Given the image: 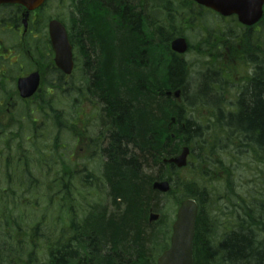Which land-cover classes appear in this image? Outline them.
Here are the masks:
<instances>
[{
  "label": "trees",
  "instance_id": "16d2710c",
  "mask_svg": "<svg viewBox=\"0 0 264 264\" xmlns=\"http://www.w3.org/2000/svg\"><path fill=\"white\" fill-rule=\"evenodd\" d=\"M129 1L132 3L74 0L69 16L72 43L78 46V39L82 40L86 83L93 84L90 93L101 105L99 114L105 129L100 135L104 141L100 148L105 157L103 179L112 205L103 203L100 197L93 201L72 197L75 186L70 184L67 190L63 184L64 195L57 205L65 212L66 226L58 229L47 224L46 217L53 214L46 193L49 184L63 186L56 175H51L59 168H53L52 160L46 172L40 171L36 162L38 176H51L52 180L38 186L26 210L14 195V175L17 171L26 174L28 154L22 157L21 149H14V136H4L8 127L1 123L0 179L4 178L0 180V264H157L160 254L169 247L172 232V224L161 215L165 199L179 205L186 198L199 203L195 264H264V202L243 198L228 206L233 209L229 224L217 239L214 231L219 230V224L204 211L206 192L196 182L195 173L179 178L176 175L188 166L180 169L164 162L180 153L184 145L194 151L192 145L201 140L203 129L186 109L197 100L210 104L205 93L213 96L209 84L213 75L202 74L192 87L186 62L170 48L167 30L185 21L180 19L182 10L162 1L166 29H162V41L156 45L155 24L141 15L139 0ZM79 7L83 10L81 23ZM249 81L237 113L219 114L217 123L239 133L243 143L253 148L258 162L264 164V69ZM178 88L182 89L180 104L167 94ZM190 88H194L193 94ZM214 105L220 108L219 103ZM59 121L62 126L63 119ZM33 122L36 125L32 119L30 130ZM199 178L203 180L204 176ZM158 179L170 180L172 190L162 194L153 189ZM91 183L100 187L94 175ZM96 187L98 196L104 195L102 188ZM38 195L45 200L43 209L35 207ZM151 210L160 212L157 221L150 222Z\"/></svg>",
  "mask_w": 264,
  "mask_h": 264
},
{
  "label": "rangeland",
  "instance_id": "374dc122",
  "mask_svg": "<svg viewBox=\"0 0 264 264\" xmlns=\"http://www.w3.org/2000/svg\"><path fill=\"white\" fill-rule=\"evenodd\" d=\"M49 1L38 11V15H42L44 18V27L37 34L34 45L42 50L49 48V44L45 41L48 38L49 20L61 17L69 26V16L74 4V0ZM208 14L211 19H209L210 22H206V25L211 28L212 34H215L216 30L223 29L226 34L235 36L242 31L233 18L220 21L211 13H207L205 16ZM162 15L163 13L158 12V16L163 17ZM154 24L155 30L166 29L162 22H154ZM171 26L173 28L167 30L168 34L173 33L170 40L175 36L185 35L193 49L186 54V59L189 61L186 63L187 74L192 87L197 84L202 74L211 69L219 70L221 67L228 69L229 64L233 65L230 72L227 73L223 69L221 75L218 74L219 76H225L227 73L225 82L229 81L228 83L236 84L246 74H248L247 81L250 80L251 68L249 69L247 66L238 67L237 63L230 62L214 53L217 51L207 46L206 40L208 38H206L204 30L198 22H177ZM247 45L248 50L252 52L251 42L248 41ZM76 56L77 60L79 59V64L73 74L67 76L65 84L56 85L55 88L45 86L41 91V98L37 97L32 101V104L29 103L26 106L22 103L18 105L14 115L20 119L24 118L22 119L24 122L29 119L27 123H24L22 131H14L16 130L14 116L9 117L11 115L5 113V111L0 120V124L3 123L4 126L6 124L8 127L5 128L6 134L4 136H14V149L20 148L23 154H28V156L22 155V157L26 156L27 159L26 174L17 171L14 175V184L17 186L14 195L17 201L27 207L26 210H28L38 186H42L43 182H51L52 180L51 176L46 175L47 178L38 176L39 171L36 162H39L40 171L46 172L48 162L50 163L52 160H54L53 168L56 166H59V168L52 171L51 175H56L61 185L66 184L67 190H69L70 184H73V187L75 186L72 190V197L79 196L83 200L86 198L92 201L96 197H100L103 203L112 205L110 197L107 195L108 186L103 179L105 157L102 156L100 148L104 147V141H102L100 135L104 134L105 129L102 127V121L100 120L101 105L90 93V87L93 84L90 81L89 84L86 83L87 75H85V69L82 67L79 46H76ZM19 60L26 66L31 63L30 59L21 56ZM45 61H49V58H45ZM247 65H251L250 61H247ZM225 87L230 88L231 86L226 85ZM189 93L193 94L194 88H190ZM205 96L208 100H214L212 95L211 97L205 93ZM176 100L180 104L182 97ZM236 104L234 98L225 101L223 97L220 107L229 112ZM186 112L202 126L203 137L192 145L194 151L191 153L188 168L184 172H179L176 176H179V178L192 177L195 173L196 182L203 186L206 192L204 211L206 210L207 214L211 216V221H216L219 224V230L217 228L214 231V236L219 239L220 234L226 231V225L229 224L227 219L233 211V209H228V206L243 198L249 200L253 198L264 202V194L262 193L264 192V164L258 162L253 148L247 147L243 143L239 133L227 125L217 123V116H219L217 106L203 100H197L196 104L186 109ZM32 118H35L36 125L33 122V129L26 132V126L31 124ZM60 118L64 121L62 126L57 123ZM9 119H12L13 122H10ZM81 136H83V139H80ZM0 137H2L1 129ZM35 145H38V147L36 148ZM29 173L33 174L34 177H31ZM92 175L95 176L96 182L100 184V187L93 186L97 189L102 188L104 195L98 196V192L90 185L93 184L91 183ZM200 175L204 176L203 180L199 178ZM3 178L4 176H1V179ZM70 178H73L74 181L71 182ZM2 182H0V186L3 185ZM22 182H25L24 186L21 185ZM30 182H33L32 189L29 186ZM58 186V182H52L49 184L50 190L46 192L50 198L49 205L53 214L48 215L45 221L50 226L60 229L62 226H66V222L64 221L65 212L59 210L57 205V200L64 195V185L62 187ZM38 193L41 192L38 191ZM182 193L183 191H181ZM165 201L166 207L161 215H165L168 223L172 224L176 218L178 206L171 199H165ZM38 202L35 207L43 209L45 200L41 199L40 195H38ZM157 213L160 214V212Z\"/></svg>",
  "mask_w": 264,
  "mask_h": 264
},
{
  "label": "flooded vegetation",
  "instance_id": "af4514ba",
  "mask_svg": "<svg viewBox=\"0 0 264 264\" xmlns=\"http://www.w3.org/2000/svg\"><path fill=\"white\" fill-rule=\"evenodd\" d=\"M162 1L163 0H140L139 6L141 7V15L147 20V22H162L163 17L158 16V12L163 13L161 10ZM166 1H168L173 7L182 10L180 19L185 20L182 21V23H199V26L206 34V38H208L206 40L207 46L214 51H217L214 53L219 54L230 62L237 63L238 67L247 66L249 69L251 68L250 77L252 79H256L260 71L264 69V12L262 18L258 22L248 26L241 23L238 16L235 14L227 16L223 15L215 11L213 8L195 0ZM130 3L132 2L128 0V4ZM135 6L136 5H134V7ZM38 11V9L34 10L29 16H27L26 8L21 5L14 3L0 4V120L3 116L2 114L4 110L7 114L14 116V126H16V130L14 131L16 132L22 131V127L26 122L22 120L24 118L20 119L14 115V112L17 111L18 105L20 103L24 106L29 103L32 104V101L37 97L41 98V91L45 86L51 88H55L56 85L61 86L66 83L68 76L55 64L54 50H52V48L42 50L40 47H35L34 45L37 34H39L44 27V18L42 15H38ZM82 11L83 10L79 7L77 12L80 23ZM207 13L213 14L220 21L233 18L242 31L235 36L226 34L223 29L216 30L215 34H212L211 28L206 25V22H210L209 19H211L209 14L206 16L210 18L205 16ZM161 33L162 29H159L154 35L156 45H159L162 41ZM172 35L173 33H170L167 37L171 38ZM179 36H184L187 39L185 35H178L174 38ZM174 38L170 40V48L171 42ZM78 40L82 67L86 70V58L82 53V40ZM247 40L250 41L253 46L252 52L247 48ZM188 43V50L184 52V54H178L171 49L175 54L180 55L181 59L186 63L189 62L186 59V54L193 50L189 41ZM20 56L25 59H30L31 63L27 66L24 65V63L19 60ZM45 58H49V61H45ZM247 61H250L251 65H247ZM76 62L78 65L79 59ZM232 67L233 65L229 64L228 69L221 67L219 70L216 69L217 71L214 69L207 71V73L213 75L209 82L210 87L213 90L214 98L213 101L212 99L209 100L211 105L217 102L220 106L223 97L225 98V101L234 98L238 104H236L232 110H229V112L224 111V109L220 107L218 113L223 116H230V114L237 113L239 105L241 104L242 94L251 82L249 80L247 81L248 74L243 75L236 84L228 83L229 81L225 82L227 73L230 72ZM223 69L227 71L226 75L219 76ZM36 72H38L40 76L38 91L34 97L27 99L20 97L18 91L19 79ZM240 82H242V84H240ZM224 84L231 87L227 88ZM32 112L33 110L31 113ZM26 120L28 122L29 119ZM25 131H30L29 124H27ZM80 139H83V136H81Z\"/></svg>",
  "mask_w": 264,
  "mask_h": 264
},
{
  "label": "water",
  "instance_id": "95a60500",
  "mask_svg": "<svg viewBox=\"0 0 264 264\" xmlns=\"http://www.w3.org/2000/svg\"><path fill=\"white\" fill-rule=\"evenodd\" d=\"M45 0H0V3H17L27 8L28 12L41 6ZM225 15L236 13L242 23L252 25L257 22L263 14L264 0H196ZM50 36L52 45L56 52L55 62L66 74H71L74 69L73 46L70 42L66 26L58 21L50 22ZM172 49L184 53L188 49L185 38H176L171 43ZM40 84L39 73H32L27 77H21L18 82V89L22 97H31ZM168 95L179 98L181 89L167 91ZM175 122V118L172 120ZM175 134H172L174 137ZM191 149L188 145L182 147L181 152L167 158L164 162L175 164L177 167H184L188 163V156ZM153 189L161 192H168L171 189L169 180H156ZM199 213V204L193 198L185 199L178 207L176 219L172 226L170 246L157 260V264H195L194 239L196 235V224ZM160 214L150 213V221L158 220Z\"/></svg>",
  "mask_w": 264,
  "mask_h": 264
}]
</instances>
